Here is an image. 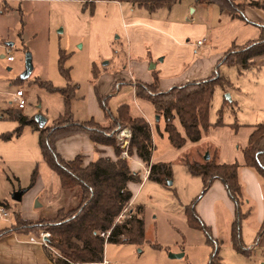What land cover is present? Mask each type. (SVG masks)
Here are the masks:
<instances>
[{
	"label": "rangeland",
	"instance_id": "obj_1",
	"mask_svg": "<svg viewBox=\"0 0 264 264\" xmlns=\"http://www.w3.org/2000/svg\"><path fill=\"white\" fill-rule=\"evenodd\" d=\"M89 2V0H0V203L6 205L5 208L12 217L18 211L26 219L35 220L37 217H44L42 219L51 220L56 216V209L60 207L66 208L65 210L74 209L80 202L78 189L68 192L60 188L57 177L43 162L39 147L40 130L50 126L54 120L63 115L64 100L60 93H48L36 82L42 80L57 89L66 88L67 82L60 75L58 68L61 51L68 56L64 68L69 70L70 82L77 86L70 103V112L74 121L86 120L93 93L108 95L114 78L116 79L123 72L131 77H135L134 71L140 72L132 69L131 63H144L147 65L146 70H151L149 73L160 75L158 67L162 65L163 56L151 57L150 44H145L146 57L142 58L134 53L128 55L127 42L124 38H119L118 32L109 33L105 31L106 26L93 24L96 13H101L105 18L110 16L113 5L110 3L98 5L95 11L90 8ZM235 2L242 3L244 0H235ZM127 6L125 4L124 8ZM195 7L197 11L194 14L191 9L194 10ZM252 11L257 14L258 20L253 18L250 11L246 10L244 13L248 20L251 19L249 21L253 20L252 23L229 20L228 13L220 12L217 6L198 4L195 0H180L170 9L155 11L157 16L177 18L188 24L187 26L193 25L192 28H195L192 30L189 28V32L185 27L183 28L186 32V36L183 37L185 47L182 50L180 47L172 48L164 65L168 70L174 71L175 66L180 62L178 68L180 74L193 68L198 70L207 67L206 63L214 55L226 52L232 44L239 46L246 41L258 40L260 28H264V15L257 10ZM184 18L193 19V22L187 23ZM201 22L208 27L207 35L209 34L210 37L209 42L203 46L197 45L199 27H195ZM203 39L204 37L200 38L202 44ZM185 50L186 53L182 54ZM8 55L13 57L12 62L6 61ZM27 55L31 58L33 71L29 78L22 80ZM261 63L263 65L260 66L259 72L257 70L259 65L248 71L225 65L217 67V73L229 82L230 87L215 89L209 121L213 122L217 119V111L223 100L228 101V95L230 100L232 98L238 102L234 111H237L236 117L242 121L241 123L257 121V118L252 116L254 112L257 114L255 116L261 117L259 119L264 122V103L255 100L259 99L263 92L261 82L264 81V62ZM156 64L155 69L150 68ZM93 65L95 72L98 73L95 80L91 77ZM256 78L259 81H256ZM17 90H22L24 93L26 101L24 110H18L14 102ZM114 97L109 98L107 103L113 114L115 104L118 102ZM128 99L131 115L142 116L134 98L128 95ZM100 109L103 112L101 107ZM230 112V108L229 110L227 107L224 108L223 120H234ZM12 114H21L33 120L34 125L25 126L19 136H12L6 140L4 136L13 134L19 126L17 121L8 117ZM37 117L45 120L43 127L36 122ZM152 117L155 121L156 114ZM156 123L153 122L152 126L155 136L154 157L158 158L168 151L175 154L174 152L178 150L171 147L166 135L163 133L159 136L157 133L158 130H162L163 123L159 122L158 127ZM121 130L130 131L127 128L117 131V146L118 133ZM128 146L129 143L126 151ZM190 152L193 160L200 161L205 155L203 149H191ZM182 153L177 157L179 158ZM134 156H128L129 158L126 159L129 164ZM34 170L37 173L36 182L29 189ZM146 170L147 167L142 164L134 171L139 172L143 177ZM170 181L172 186L169 187L145 180L137 193L134 192L135 204L144 207V242L139 246L107 243L104 247V257L109 264H209L217 249L218 258H215L217 264H260L259 259L262 256H259L258 250L253 251L249 256H241L233 250L230 239L232 222L223 206H218L216 215L219 217L212 229L215 239L212 243L207 241L206 235L201 231L192 230L187 226L184 210L193 200L201 196V180L190 176L182 165L173 164ZM16 192H24L19 201L12 199V195ZM135 204L131 200L128 207L135 208ZM128 207L118 217L119 220L124 219ZM246 211H250V214ZM241 212L246 214L244 223L257 233L259 226L256 224L255 205L251 204L249 209L243 205ZM9 219L12 220L10 217ZM7 225L0 220V228ZM45 233L47 232L42 231L33 237L41 240ZM45 248L51 254H56L48 246ZM176 254H182L183 257L170 258L171 255Z\"/></svg>",
	"mask_w": 264,
	"mask_h": 264
},
{
	"label": "trees",
	"instance_id": "obj_2",
	"mask_svg": "<svg viewBox=\"0 0 264 264\" xmlns=\"http://www.w3.org/2000/svg\"><path fill=\"white\" fill-rule=\"evenodd\" d=\"M90 8L97 2L128 3L153 13L157 10L170 8L180 0H89ZM198 4L215 5L220 12L228 13L231 20L252 23L246 16V9L257 10L264 15V0H244L236 3L235 0H195ZM92 5V6H91ZM93 13V10H92ZM260 38L245 42L243 45L233 44L216 63L230 68L248 71L255 66V59L264 57V28H260ZM65 52H60L58 68L60 75L66 80L64 89H57L49 82L37 81V85L48 93H60L64 100V113L53 123L39 132V147L43 162L54 172L59 180L61 189L80 191L79 205L71 210H59L51 220L37 219L24 220L18 212L13 214L14 224L9 229L0 231V237L11 232L32 234L45 231L50 234L46 240L47 246L56 254L49 251L48 257L53 264H87L100 262L104 257V247L107 243L128 244L139 246L144 242V207L135 204L129 208L132 193L129 184H142L139 172L130 169L129 161L121 158L122 150L116 145V133L127 128L131 132L128 146V156L135 155L149 169L147 180L161 186H167L172 179V165H182L192 177H199L203 184V194L211 183L219 180L225 187L230 201L234 205V222L232 224V247L235 252L245 255L250 249L242 243L240 224L244 214L240 211L241 188L238 180L240 166L237 163L220 164L217 154H210L208 160L204 156L200 161L191 159V149L184 151L175 162L151 163L154 145L152 129L143 117H132L130 106L123 104L113 114L107 106L109 98L126 82L116 80L108 95L96 92L97 101L103 110L106 123L104 125L94 121H74L70 112V103L74 98L76 85L71 84L69 70L64 68ZM218 69L209 77L173 86L169 90H159V76L153 72L150 84L136 82L134 84L135 96L149 102L159 120L163 123V133L174 149H182L187 142L200 141L212 126L209 121L211 101L215 89L230 87L229 82L221 77ZM241 73V72H240ZM92 79L95 80L97 72L94 66L91 70ZM130 84V83H129ZM224 108L218 112L216 126L223 124ZM19 123L13 134H7L4 139L19 136L25 126L34 125V121L21 114L9 115ZM75 135H87L95 145L111 146L117 156L116 161L100 158L84 165L80 156L71 161L61 158L56 151V143ZM264 139V124L255 127L249 137V146L243 150L245 166L256 171L264 182V151L259 149ZM209 149H204V154ZM36 170L33 171L29 189L36 181ZM24 193V192H22ZM196 198L185 207L184 215L187 226L201 231L208 242L215 239L211 229L207 227L196 213ZM6 206L5 204H1ZM128 207L123 220H119L121 213ZM264 231V223L262 225ZM108 233L105 239L101 234ZM261 232L258 234V238ZM217 251L212 255L209 264H217Z\"/></svg>",
	"mask_w": 264,
	"mask_h": 264
},
{
	"label": "crops",
	"instance_id": "obj_3",
	"mask_svg": "<svg viewBox=\"0 0 264 264\" xmlns=\"http://www.w3.org/2000/svg\"><path fill=\"white\" fill-rule=\"evenodd\" d=\"M108 3L113 5L112 11L110 12V16L105 18L101 13H96L93 20V24L95 26L97 24L98 25L102 24L106 26L105 31L106 32L108 31L109 33L118 32L120 36L119 38H124L125 41L127 42L128 45L127 54L130 56L131 54L129 53H134L135 55H139L142 58L146 57L145 44H150L151 57L158 58L159 56H163L161 61L162 65L158 67L160 68L158 71L160 74L158 75L160 91H166L172 88L173 86H180L188 82L199 81L209 77L212 73L216 71L217 69L216 63L225 54L224 52L218 55H214L211 58V60H209L206 63L208 65L207 67H201L198 68V70L197 69L194 70L193 68V70L190 69L180 74L178 72L180 62L175 66L174 71L168 70V67L164 65L167 59V55L170 52H172L171 51L172 48L180 47V49L182 50L185 47L183 46V37L186 36V32L184 31L183 28L185 27L187 31L189 28L190 30H192L195 29L192 28L193 25L187 26L188 24L178 20L177 18H164L163 16H157L155 12L150 13L143 8L132 6L128 3L97 2L95 3L93 9L96 11L98 5H104V4L107 5ZM125 4L128 5L127 7H129V9L127 7L124 8ZM141 10H144L145 12H140ZM191 10L194 11L195 14L197 8L195 7L194 10L193 9ZM246 10L248 12L250 11L251 15H253V18H256V20H258L257 14H254L253 13L254 11H252V9H246ZM228 18L229 20H231L229 15ZM184 20L187 23L191 21L193 22V19L184 18ZM195 27H199L198 29L199 37L197 39V43L201 42L200 38L204 37V39L202 40L203 44L199 45V46H203L205 43L209 42L210 40L209 34L207 35L208 27L205 25L204 22L198 23V25H196ZM186 51L187 50H185L182 54H185ZM1 58L3 59L4 57ZM254 61H255L254 67L259 65L257 68L259 72L260 68L262 67L261 65H263L261 62H264V57L257 58ZM257 62L259 64H257ZM145 66L147 67V65L144 63H139V64L131 63L132 69H137L138 71L140 70L139 73H136L135 71L133 72V74H135L134 75L135 77H131L128 73L123 72L121 75L117 76L116 79L114 78V83L116 82V80H120L126 82L127 85L126 87H120L116 91V93L112 95V97L115 96L114 98L118 100V102L115 104L114 112H116L119 106L128 103L129 100L128 95L132 96L135 100V103L137 104V108L140 111V114L142 115L136 117H143L152 129L153 122L156 123L157 121V120L154 121V119H152L153 118L152 115L155 114L154 108L149 102L143 99L136 98L135 90H134V84L136 82L150 84L153 80L152 74L149 73V71L151 70L149 69L146 70L147 68H145ZM156 67L157 64L154 66L153 69H155ZM165 69L167 70L166 72ZM167 76L168 78H166ZM256 81H259V79L256 78ZM114 83L112 84L114 85ZM261 83L263 85L262 96L259 99H255V100H259L264 103V81H262ZM223 92L226 91L223 90ZM255 97L256 95L254 96V98ZM97 103H98L97 96L95 93H93L92 96L90 97V104L88 106L89 113L86 115L85 121L92 120L95 123L104 125L106 123V120L104 118L103 112L100 109L99 104L97 106ZM237 105L238 102L232 100V98L230 101L223 100L218 111L222 107L223 108L227 107V110H229L230 108L231 109L230 113L234 117L233 121L231 119L230 121L223 120L222 117L223 124L220 126L214 125L216 124L217 119L213 122L210 121V124L212 126L208 129V131L200 141L196 143L187 142L182 149L178 150L177 152H174L175 154L168 151L158 158H155L154 154H152L151 163L155 164V163L175 162L178 159L177 156L188 149H203V150L209 149V152H207L209 156L210 154H217L218 161L220 162V164L237 163L240 166L238 172V180L241 188L240 211L243 205L244 207H247V209H249V206L251 204H254L256 209V216H255L256 224L257 226H259V229L256 233L244 223L243 221L244 219L241 221L240 234H241L242 243L246 247V249H250L249 252L241 256H249L250 254L252 255L253 251L258 250L259 256H262L259 259L260 264H264V231L262 232L261 230L262 225L264 223V182L260 178V176L256 173V171L249 169L248 167L245 166V159L242 153L243 150L249 146V137L254 131L255 127L260 124H264V122L259 119L261 117L255 116L257 114L256 112H254L252 113V116L253 118L256 117L257 121L248 124L241 123L242 121H240V119L236 117L237 111H234V108L237 107ZM130 114H131V109H130ZM217 118H218V114H217ZM78 122H84V121H78ZM157 133L159 136H162L163 127L162 130L161 131L158 130ZM152 141L154 145L155 136L153 132H152ZM259 149L264 151V139L260 142ZM56 151L61 156L62 159L67 161H71L75 157L80 156L82 158V162L84 165H88L91 161H94L97 158L98 159L108 158L111 161H115V159H117L113 147L95 145L88 138L87 135H75L72 137H68L66 139L59 140L56 143ZM167 157H170V159ZM142 164L143 163L138 159V157L134 156L132 162L130 163V169L134 171L136 167H141ZM52 173L57 177V180L60 185V180L58 176L54 172ZM194 178H198L199 181L201 180L199 177H194ZM141 185H137V184L128 185V188L133 195L132 203L134 204H135V195ZM134 188L137 189L135 190ZM135 191L136 193H134ZM201 191L202 194L200 196V200L196 203L195 206L196 213L198 214L201 221L211 229L213 236L212 229L214 228V225L216 224L219 217L218 215H216L218 206L219 205L223 206L228 211V214L232 222L231 232H230V239L232 245V224L234 222V216H235L234 205L230 201L226 193L225 187L219 180H215L211 183V185L205 191L204 194H203V184L201 183ZM62 209L65 210L66 208L60 207L59 209H56L55 211L56 214L59 210ZM246 212L247 214H250V211H246ZM18 213H20L22 219L31 220V219H26V217L22 216L21 212ZM245 216L246 214H244V218ZM10 218H12V220L0 219L1 221L6 222L8 224L5 227H1L0 231L11 228V226L14 224V219L11 215ZM40 218H44V217H37L35 220ZM259 232H261V236L258 238ZM47 251L48 249L45 248V245H43V243L40 240L35 239L32 234L11 232L9 234L0 237V264H53L50 258L48 257Z\"/></svg>",
	"mask_w": 264,
	"mask_h": 264
},
{
	"label": "built area",
	"instance_id": "obj_4",
	"mask_svg": "<svg viewBox=\"0 0 264 264\" xmlns=\"http://www.w3.org/2000/svg\"><path fill=\"white\" fill-rule=\"evenodd\" d=\"M197 44L201 45L202 43L198 42ZM6 61L12 62L13 57L8 55L6 57ZM14 102L16 103V107L18 110H24L25 109L26 101H25L24 93L22 90H17L15 92V101ZM130 138H131V133L128 130H121L118 133V140H119L118 147L120 149H122L121 158H123V159L129 158L127 151H126V146L129 143ZM144 174L145 175L143 176V179H142L143 181L147 179V176L149 174V169L144 171ZM9 217H10V212L4 206L0 205V219L7 220V219H9ZM108 235H109L108 233L101 234V236L105 239L108 237ZM49 237H50V235L48 233L43 234L41 237L40 241L43 243V245H45V247H47L45 240H47ZM87 264H109V262L103 257V259L100 262H91V263H87Z\"/></svg>",
	"mask_w": 264,
	"mask_h": 264
},
{
	"label": "water",
	"instance_id": "obj_5",
	"mask_svg": "<svg viewBox=\"0 0 264 264\" xmlns=\"http://www.w3.org/2000/svg\"><path fill=\"white\" fill-rule=\"evenodd\" d=\"M153 68H154V66H151V69H153ZM32 71H33V67H32V64H31V58H30L29 55H27L26 58H25V72L22 75L21 79L25 80V79L29 78V76L31 75ZM227 100L230 101L228 95H227ZM156 120L157 121L159 120L158 116H156ZM36 122L38 123V125L40 127H43L45 120L43 118H41V117H37L36 118ZM203 158H204V160H208L209 159V154L205 153ZM167 186H169V187L172 186V181H168L167 182ZM22 194H23L22 192H16V193H14L12 195V199L14 201H19L21 199ZM45 242H46V240H45ZM170 258L179 259V258H182V254L171 255Z\"/></svg>",
	"mask_w": 264,
	"mask_h": 264
}]
</instances>
